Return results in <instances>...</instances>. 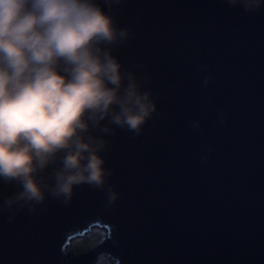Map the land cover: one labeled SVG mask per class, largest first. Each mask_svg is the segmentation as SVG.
<instances>
[{"label":"water","instance_id":"95a60500","mask_svg":"<svg viewBox=\"0 0 264 264\" xmlns=\"http://www.w3.org/2000/svg\"><path fill=\"white\" fill-rule=\"evenodd\" d=\"M138 7L122 55L152 72L161 115L114 141L121 199L102 215L104 194L84 186L71 207L0 217V264H92L100 251L117 264H264V11L131 0L125 19ZM94 227L107 229L100 244L61 254Z\"/></svg>","mask_w":264,"mask_h":264},{"label":"clouds","instance_id":"9594fccd","mask_svg":"<svg viewBox=\"0 0 264 264\" xmlns=\"http://www.w3.org/2000/svg\"><path fill=\"white\" fill-rule=\"evenodd\" d=\"M130 3L0 0V217L8 224L50 202L71 207L84 186L103 193L106 208L121 199L114 141L141 137L161 115L152 72L122 55L145 14L138 7L136 22L125 19ZM224 3L264 11V0ZM70 253L61 249L69 259L82 251ZM108 255L92 264H109Z\"/></svg>","mask_w":264,"mask_h":264},{"label":"built area","instance_id":"2783aa9c","mask_svg":"<svg viewBox=\"0 0 264 264\" xmlns=\"http://www.w3.org/2000/svg\"><path fill=\"white\" fill-rule=\"evenodd\" d=\"M106 237H107V229L106 228H104V227H94V228L90 229L87 232V234L75 238L74 239L75 241L72 240L74 242L72 243V241H71V244L78 243V242L91 243L93 241H95V243L98 244V242L103 241ZM70 245L67 247V250L69 252H71L70 249H69ZM108 261H109L110 264H117V261L114 260V259L110 260L109 256H108ZM114 262H116V263H114Z\"/></svg>","mask_w":264,"mask_h":264},{"label":"snow or ice","instance_id":"6c2138e0","mask_svg":"<svg viewBox=\"0 0 264 264\" xmlns=\"http://www.w3.org/2000/svg\"><path fill=\"white\" fill-rule=\"evenodd\" d=\"M111 212H112V209H110V208H106V207H104V206H102L101 207V209H100V213L102 214V215H107V216H110L111 215ZM97 219H99V217H97ZM108 223H112V227H113V232H112V234H113V237H114V235H115V232L117 231V229H118V224L117 223H114L111 219H109L108 221H107ZM85 227H87V225H85ZM106 242H108V241H106ZM111 242H113V241H111ZM63 243V239L61 240V244ZM71 246V245H70ZM65 253H67V254H71L69 251H67V249H65ZM87 253V250H84V251H82V253H81V255H84V254H86Z\"/></svg>","mask_w":264,"mask_h":264},{"label":"rangeland","instance_id":"374dc122","mask_svg":"<svg viewBox=\"0 0 264 264\" xmlns=\"http://www.w3.org/2000/svg\"><path fill=\"white\" fill-rule=\"evenodd\" d=\"M89 244L90 243H81V242H78V243L71 244V246L69 247V249H70L71 252L72 251H84V250H87L89 248V246H88ZM98 244H100V242H98Z\"/></svg>","mask_w":264,"mask_h":264},{"label":"trees","instance_id":"16d2710c","mask_svg":"<svg viewBox=\"0 0 264 264\" xmlns=\"http://www.w3.org/2000/svg\"><path fill=\"white\" fill-rule=\"evenodd\" d=\"M96 243H95V241H93V242H91L88 246H93V245H95Z\"/></svg>","mask_w":264,"mask_h":264},{"label":"bare ground","instance_id":"6f19581e","mask_svg":"<svg viewBox=\"0 0 264 264\" xmlns=\"http://www.w3.org/2000/svg\"><path fill=\"white\" fill-rule=\"evenodd\" d=\"M91 229H92V228H91ZM87 232H88V231H87ZM87 232H85L84 235L87 234ZM82 236H83V235H82ZM74 241H75V240H74ZM74 241H72V243H73Z\"/></svg>","mask_w":264,"mask_h":264}]
</instances>
